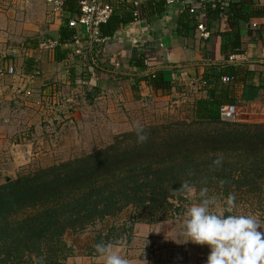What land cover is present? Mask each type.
<instances>
[{"label": "crops", "instance_id": "crops-1", "mask_svg": "<svg viewBox=\"0 0 264 264\" xmlns=\"http://www.w3.org/2000/svg\"><path fill=\"white\" fill-rule=\"evenodd\" d=\"M64 1L62 9L54 10L45 0H0V55L3 54L5 66L14 68L13 75L0 79V153L8 145L14 117L25 116L29 106L27 98L33 93H40L36 97L41 98L43 111L48 112L52 108L49 103L58 107L63 100L61 109H70L67 113L74 118L79 106L88 109L93 103L85 102L86 98L91 97L96 102L109 94L112 96L108 98H114L126 108L152 94L146 86L150 71L140 73L139 69L129 67L131 60L140 58L144 53L157 54L155 69L162 70L177 90L176 94L163 98H181L191 104L193 111L196 102L206 98L210 88L199 78L204 75L205 67L213 66L207 73L220 72L222 76L236 73L232 83L221 82L215 87L218 101L234 104L237 116L246 118V121L264 123V76L261 73L264 70V0H242L255 9L258 4L262 6L260 14L253 15L255 20L252 22L260 31L261 42H251L245 52L247 54L238 61H230L228 57L239 50V45L223 43L216 37L218 33L229 31L228 25L226 28L222 26L224 18L207 16L198 4L189 0H174L172 5H166L165 0H137L139 17L133 20L134 0H103L113 6V15L125 23L93 48L104 62L106 71L100 73L93 72L91 61L72 62L66 43L51 51L46 49L48 43L58 42V34L76 15L65 5L67 0ZM236 22L233 30L247 29L245 20ZM199 23L207 29L208 39L199 37ZM32 36L36 40H32ZM84 42L89 44L86 37ZM20 51L26 53L24 58ZM4 54L7 56L4 57ZM32 56L34 59H31ZM251 69L255 71L253 80L244 79V74ZM35 71L38 74H34ZM62 94L66 98L62 99ZM28 119L29 116L26 121ZM3 158L2 153L1 163L5 160ZM9 174L12 173H6ZM76 264L104 262L97 259ZM129 264L148 263L135 259Z\"/></svg>", "mask_w": 264, "mask_h": 264}, {"label": "trees", "instance_id": "trees-1", "mask_svg": "<svg viewBox=\"0 0 264 264\" xmlns=\"http://www.w3.org/2000/svg\"><path fill=\"white\" fill-rule=\"evenodd\" d=\"M219 4L224 11L206 4L200 5V8L207 16L224 18L222 26L228 25L229 31L218 33L216 37L223 43L238 44L239 50L230 56L235 61L241 60L251 42H261L260 31L252 22L255 20L253 15L260 14L262 6L258 4L259 7L255 9L242 0H219ZM65 5L76 15L79 13L75 0H67ZM139 9V6L135 9L138 17ZM240 19L247 22V29L233 30ZM124 23L123 19L112 14L105 24L98 27L99 37L105 39L112 36ZM58 35V43L64 44L71 38L72 31L66 25ZM93 48L92 60L86 58V61L92 62L93 72L106 71L104 62ZM156 56V53H144L140 58L131 60L129 67L139 69L140 73L150 71L146 86L156 97L176 94V88L166 79L163 71L155 69ZM216 66L220 68L221 65ZM209 69H213V66L205 67V73L199 79L210 88L206 98L198 100L193 110V121L200 128L203 127L202 132L206 131L204 136L202 134L197 138L180 134L172 143L165 134L157 137V143L153 141L124 148L111 146L72 162L24 172L16 180L0 186V220L4 222L0 226L4 232L0 233V248L12 252L21 246L35 250L44 242L51 246V241L57 240L65 231L83 229L89 223L115 215L126 204H132L142 211V222L153 223L164 215L169 217L172 213L169 209L174 207L169 200L181 196L177 192L180 186L185 181L191 184L202 181L200 178L205 167L209 168L211 174L215 171L212 162L193 160L198 153L202 156L220 153L238 155L245 159H242V170L247 173L259 170V174H264V124L222 121L219 108L234 104H221L214 89L223 78L229 79L225 84L232 83L236 73L222 76L220 72L207 73ZM253 72V69L247 71L244 79L252 81ZM261 73L264 76V70ZM213 127L220 129L209 132ZM212 179L216 181L214 176L205 177L206 182ZM243 181L248 183L245 178ZM24 209L35 212L22 220H12L16 213ZM59 262V257L51 256L40 264Z\"/></svg>", "mask_w": 264, "mask_h": 264}, {"label": "rangeland", "instance_id": "rangeland-1", "mask_svg": "<svg viewBox=\"0 0 264 264\" xmlns=\"http://www.w3.org/2000/svg\"><path fill=\"white\" fill-rule=\"evenodd\" d=\"M29 38L30 36L27 37ZM31 39L36 40L33 36ZM25 54L20 51L22 58ZM6 56L7 54H4V57ZM31 59H34L33 56ZM39 94L33 93L27 98L29 106L25 116L14 117V126L9 130L7 138L8 145L0 153H3V160L5 159L2 163L0 161V186L16 180L24 172L72 162L95 155L111 146L124 148L138 145L131 130L132 125L137 122L147 133L148 140L145 143L148 144L153 141L157 143V137L165 134L174 143L176 136L180 134L198 138L206 132H202L203 127L200 128L194 123L191 104L183 102L181 98L166 99L156 97L152 93L143 97L139 103L130 104L125 108L114 98H108L112 95L105 94L103 99L96 102L90 99L91 97L86 98L85 102L93 103L88 109L79 106L77 116L74 118L67 113L70 109L67 107L61 109L63 100L62 103L59 102L58 107L51 104L53 110L43 111L41 98L36 97ZM63 97L66 98L62 94V99ZM235 122L264 124L249 122L239 116L230 123ZM15 123L20 125L15 126ZM219 129L213 127L209 132ZM217 156L222 157L221 166L214 168L215 171L212 172L214 175L205 167L200 178L204 181L206 175L214 176L216 181L213 179L207 182L205 180L204 183L197 181L192 184L196 188L195 194L189 196L181 193L180 197L170 199L174 207H170L172 213L169 217L164 215L153 223L142 222L140 221L142 211L132 204H126L115 215L96 220L93 224L89 223L83 229L67 230L57 240L50 239L51 246L44 242L35 250L21 246L12 252L0 248V264H40L51 256L59 257L58 264H76L86 260L102 259L95 252V246L101 242L109 245L110 251L118 252L129 261L141 259L143 263L148 264H205L209 254L207 247L194 245L180 236L186 212L192 204L198 202L200 188L207 187L209 195L217 196L218 203L214 211H219L223 207L225 197L235 194L237 206L233 214L254 215L259 221L264 222V174H259V170L247 173L241 169L245 159L229 153L215 156H202L198 153V157L193 160L213 164ZM256 177L258 179H255ZM244 178L248 183H244ZM221 180L225 181L223 187L219 183ZM33 212L35 211L24 209L16 213L12 220H22ZM3 223L0 220V226ZM0 233H4L1 228Z\"/></svg>", "mask_w": 264, "mask_h": 264}, {"label": "clouds", "instance_id": "clouds-1", "mask_svg": "<svg viewBox=\"0 0 264 264\" xmlns=\"http://www.w3.org/2000/svg\"><path fill=\"white\" fill-rule=\"evenodd\" d=\"M131 130L138 145L148 140L144 128L137 122ZM222 164V157L213 160V167ZM223 187L225 181L221 180ZM177 192L185 195L196 193L194 185L185 181ZM218 198L209 195L207 187L200 188L198 202L192 204L183 222L180 236L194 245L206 246L209 254L205 264H264V222L254 215L233 214L236 208L235 194H229L223 200L219 211ZM95 252L103 259L104 264H129V261L118 252L110 251V246L101 242L95 246Z\"/></svg>", "mask_w": 264, "mask_h": 264}, {"label": "built area", "instance_id": "built-area-1", "mask_svg": "<svg viewBox=\"0 0 264 264\" xmlns=\"http://www.w3.org/2000/svg\"><path fill=\"white\" fill-rule=\"evenodd\" d=\"M46 4L50 5L54 10H60L63 8L64 0H45ZM192 3H197L199 6L206 4L214 9L224 11L222 5L219 4V0H189ZM174 0H165L166 5H172ZM77 6L79 13L75 15L71 20L67 22L69 30L72 31V36L66 47L69 49L71 61L76 60H92V47L100 45L103 40L99 37L98 27L101 24H105L114 12L113 6L109 3L103 2V0H78ZM139 3L134 0V8H137ZM133 17L138 20L137 12L134 10ZM197 31L201 39H208L209 33L207 29L202 25H197ZM84 37L89 40V44L84 42ZM59 46L58 42L48 43L46 49L49 51L54 50ZM230 61H234V57H229ZM14 73L12 66H5L3 63V57H0V79L2 77L11 76ZM34 74H38L35 71ZM228 78H223L222 82L227 83ZM219 116L222 121L233 122L237 117V109L234 105H223L219 108Z\"/></svg>", "mask_w": 264, "mask_h": 264}]
</instances>
